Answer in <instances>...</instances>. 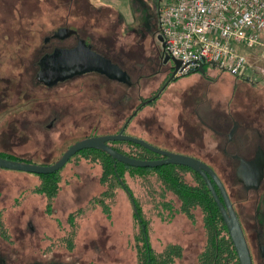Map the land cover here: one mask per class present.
Wrapping results in <instances>:
<instances>
[{
    "label": "rangeland",
    "instance_id": "rangeland-1",
    "mask_svg": "<svg viewBox=\"0 0 264 264\" xmlns=\"http://www.w3.org/2000/svg\"><path fill=\"white\" fill-rule=\"evenodd\" d=\"M129 3L120 11L100 0H0V153L52 165L79 141L116 134L135 114L126 134L176 154L192 147L190 153L222 175L233 204L246 208L242 220L254 264H264L256 243L259 232L264 245V187L240 199L234 180L237 162L229 156H248L263 133L248 123L242 134L234 136L232 128L227 139L231 115L241 114L235 116L238 125H264V47L246 52L248 64L241 77L207 67L206 77L185 76L136 111L165 81L164 73L157 74L162 67L157 59L162 49L159 30L152 35L159 27L163 0ZM61 27L79 30L94 52L125 70L134 85L108 83L98 76L78 78L52 91L35 85L44 39ZM216 122L222 129H215ZM115 146L123 151L130 147ZM184 174L192 183L191 172ZM101 176L100 166L74 156L58 171L60 190L49 201L37 192L42 185L37 175L0 169V259L10 264H139L144 237L133 203L119 187L101 201L107 191ZM125 179L141 207L154 252L177 239L184 253L176 263L196 264L204 244L201 227L195 228L183 214L164 210L162 202L168 199L155 177L127 172ZM102 204L109 205L107 214ZM70 215H75L72 224Z\"/></svg>",
    "mask_w": 264,
    "mask_h": 264
},
{
    "label": "water",
    "instance_id": "water-1",
    "mask_svg": "<svg viewBox=\"0 0 264 264\" xmlns=\"http://www.w3.org/2000/svg\"><path fill=\"white\" fill-rule=\"evenodd\" d=\"M74 33L75 32L73 30L63 28L56 33L55 37L64 39L70 37ZM158 40L161 42L162 47L165 48L163 37L158 36ZM163 62L165 64L173 62L174 68L176 70L181 65L180 62L173 61L169 55L164 56ZM47 66L53 68V70H49L53 71L52 73L46 74H51L52 76H54V81L68 80L75 76H84V74L89 72H97L101 75L106 76V78H111V80H115L128 85H131L132 83L131 78L125 71H123L118 65L113 64L108 59L94 52L91 47L85 44L83 39L79 41L77 48L73 50L56 51ZM205 72L206 71L204 68H200L198 74L204 75ZM43 76L44 72H41L39 78L41 79L43 78ZM145 104L146 103H144V105ZM116 141L125 143L129 142L138 145L148 150L152 154L163 157V159L143 160L126 156L125 154L120 153L107 144ZM84 150H99L105 152L110 155V157H112L116 163H122L133 168L156 169L163 166L167 167L169 165H176L179 167L181 166L189 168L200 174L205 180L210 190L209 192H211L216 205L220 210L222 218L224 219L225 225L228 229L227 231L229 232V235L233 242L232 244H234V247L236 249L240 264H253L251 249L246 239L242 224L239 218H237V213L235 211L234 205H232L233 203L230 199L226 187L212 168L206 166V164L196 158L174 154L172 152L162 150L153 146V144H149L144 139L126 135L124 134V131H122L117 135L96 136L79 141L73 144L64 153V155L59 158V161L52 165H37L22 161H12L0 157V169L33 175H52L62 170L68 164V162L72 158H74V156ZM240 165L241 166L237 171V178L239 182L244 184L246 189H258L263 179L262 176L264 175L263 151L259 150L258 156L255 161L246 162L242 160V164ZM216 188L218 189V191ZM261 253L264 257V247L261 249ZM0 264L6 263L5 261H0Z\"/></svg>",
    "mask_w": 264,
    "mask_h": 264
},
{
    "label": "trees",
    "instance_id": "trees-1",
    "mask_svg": "<svg viewBox=\"0 0 264 264\" xmlns=\"http://www.w3.org/2000/svg\"><path fill=\"white\" fill-rule=\"evenodd\" d=\"M159 30V31H158ZM160 34V28L155 29V33ZM163 51V49H162ZM161 51V52H162ZM163 53L161 54V56ZM164 57L161 58V65H163ZM173 69H175L173 67ZM207 73V71L205 72ZM201 76L206 77L205 74ZM195 74V73H193ZM133 82V81H132ZM124 86V84H122ZM134 85L132 83L131 87ZM128 86V85H125ZM129 87V86H128ZM151 102L150 104H152ZM148 104V105H150ZM142 107H138L137 110H141ZM136 110V111H137ZM135 111V112H136ZM129 119V118H128ZM130 126V125H129ZM129 128V127H128ZM117 134V133H116ZM123 143L129 145L128 151H123L115 144ZM115 150L124 153L126 156L149 160L154 159L153 154L148 150L128 142H110L109 143ZM82 156V158L87 159V161L93 162L100 166L102 170L101 183L107 187V191L103 193L101 201L111 198L112 193L116 187L122 188L127 192V196L133 203L135 209V215L137 221L140 223L141 232L144 237V244L141 248L140 263L139 264H176V260L183 258V254L179 248L178 252L175 253L172 248L165 250L164 253L159 254L152 250L149 245V239L146 240L145 236H148V225L141 217V207L137 203V199L133 195V191L127 184L125 179V174H129L133 177L150 175L155 181L162 187V195L164 198L168 199V202H162V207L165 211L172 214H183L185 215L195 228L201 227V232L204 237L203 248L198 255L196 264H240L239 258L237 257V252L232 244L231 237L227 231L224 219L220 213L216 202L207 189L204 181H202L197 173H191L192 183L187 181L185 177V172L189 171V168L179 167L176 165H169L164 167H159L156 169L150 168H133L122 163H116L115 160L110 157L105 152L99 150H84L76 155V157ZM0 157L12 161H22L30 163L29 161L20 160L8 155L0 153ZM71 161V160H70ZM27 174V173H26ZM42 181V185L37 190L40 194L45 196V199L49 201L52 200L59 193V186L57 181V173L52 175H37ZM174 196V197H173ZM176 198V199H175ZM177 200V201H176ZM103 210L107 214L109 212V205L102 204ZM2 222L0 219V230L2 229Z\"/></svg>",
    "mask_w": 264,
    "mask_h": 264
},
{
    "label": "built area",
    "instance_id": "built-area-1",
    "mask_svg": "<svg viewBox=\"0 0 264 264\" xmlns=\"http://www.w3.org/2000/svg\"><path fill=\"white\" fill-rule=\"evenodd\" d=\"M158 10L163 56L181 63L176 77L207 67L241 77L246 52L264 47V0H163Z\"/></svg>",
    "mask_w": 264,
    "mask_h": 264
},
{
    "label": "flooded vegetation",
    "instance_id": "flooded-vegetation-1",
    "mask_svg": "<svg viewBox=\"0 0 264 264\" xmlns=\"http://www.w3.org/2000/svg\"><path fill=\"white\" fill-rule=\"evenodd\" d=\"M63 28H66V29H70V30H73L75 33L74 34H72L70 37H68V38H64V39H61V38H57V37H55V35H56V33L60 30V29H63ZM155 31V30H154ZM156 33L154 32L152 35H155ZM152 35H150V37L152 36ZM147 35H145L144 36V39H146L147 37H146ZM153 37V36H152ZM85 37L84 36H82V35H80V33H79V30H77V29H71V28H68V27H61V28H59L57 31H55L53 34H51L50 36H48V37H46L45 39H44V43H45V48H44V50H43V53H42V55L40 56V58H39V60H38V62H37V65H36V67H37V73H36V79H35V81H34V83H35V85H37V86H40V87H43V88H45V89H47V90H50V91H52V90H54V89H56V88H58V89H62L63 87H64V85H66L68 82H70V81H73V80H75V79H78V78H84V77H86V76H98L100 79H106L107 81H108V83L111 81L112 83H118V84H124V83H121V82H118V81H115V80H111V78L109 79V78H106V76H104V75H101L100 73H97V72H89V73H86V74H84V76L83 75H80V76H75V77H73V78H71V79H68V80H59V81H54L53 79L55 78L54 76H52L51 74H46V73H52L53 71H49V70H53V68L52 67H49V66H47L49 63H50V60L53 58V55L56 53V51H61V50H73V49H75V48H77V46H78V44H79V41L80 40H82L83 39V41L85 42V44L87 45V46H89V47H91L92 48V50H93V45L91 44V42H89V41H87L86 39H84ZM161 43V42H160ZM140 46V45H139ZM161 46H162V44H161ZM163 48V47H162ZM94 51V50H93ZM161 51H162V49H161ZM97 53V52H96ZM116 53H118V52H116ZM161 54L163 53L164 54V52L162 51V52H160ZM161 54H160V57L159 58H157L158 60H159V62L161 61V58H162V56H161ZM48 57V58H47ZM117 57V56H116ZM164 57V56H163ZM114 58H115V56H114ZM116 59V58H115ZM45 60V61H44ZM117 60V59H116ZM43 62V63H42ZM112 62V61H111ZM113 63V62H112ZM46 64V65H45ZM160 65V64H159ZM159 65H157V67H159ZM162 67H161V69L160 68H158V71H157V74H163L164 73V75H165V81L162 83V85H161V87L159 88V90L157 91V93L155 94V95H153L152 97H151V99L149 98V99H142V101L140 102L141 103V105H140V107H142V108H144V107H146L148 104H150L151 102H154V101H156V100H158L163 94H164V92L166 91V88L167 87H169L171 84H173V83H176V82H178V81H180L182 78H184V77H176V76H174L173 74H175V70L173 69V67H174V65L171 63V62H169V63H167V64H165L164 62H163V65H161ZM123 71H125V70H123ZM41 72H44V76H43V78H39V75H40V73ZM127 73V72H126ZM128 74V73H127ZM196 74H198V73H196ZM190 75V74H189ZM201 75V74H200ZM173 76H174V78H173ZM131 78V77H130ZM132 82V81H131ZM124 85H128V84H124ZM131 85H132V83H131ZM131 85H128L129 87L131 86ZM64 89V88H63ZM144 103H146L145 105H144ZM138 111V110H137ZM138 113V112H137ZM136 113V114H137ZM135 114H132V115H130V117H129V119L126 121V123L124 124V126L120 129V131L119 132H117V134H119V133H121L122 131H124V134H126V129L129 127V125H130V123H131V121H132V119L135 117L134 116ZM239 119L240 117H241V114L240 113H238V114H236V115H231V122H230V129H229V131L227 132V139L229 138V133H230V130H232V128L234 129L235 128V134H233L234 136L236 135V133H239V134H242L243 132H242V130L240 131V129L241 128H243V127H248V123L249 124H251V125H253V126H250V127H259L260 128V131H261V133H263V138H262V140L257 144V146L252 150V153H250L248 156H246V157H240V158H236V157H234L235 155H229L230 157H231V159H233V160H235L236 162H237V164H235V166H234V169H235V181H236V183L238 184V186H239V188L238 189H240V190H237L238 191V197H240V199H243L244 198V196H246L247 195V193H250V192H255V193H257V192H260L261 191V189L264 187V175L262 176L263 177V179H262V181H261V183H260V187L258 188V189H246V187H245V185L244 184H242L241 182H239V180H238V178H237V171H238V169H239V167L241 166L240 164H242V160H244V161H246V162H253V161H255L256 160V158H257V156H258V153H259V150H261V151H263V154H264V125H261V124H257V125H254L255 124V122H253V121H250V122H246V125H238V120L236 119V117ZM216 125L219 127V128H215V129H222L221 128V124H219V123H217L216 122ZM229 125H227L228 127H229ZM224 128H226V126L224 125ZM117 134H114V135H117ZM126 135H128V134H126ZM219 136L221 135V132L219 131V134H218ZM129 136H131V135H129ZM234 136H232V138L234 137ZM133 137H135V136H133ZM138 138V137H137ZM87 139V138H86ZM141 139V138H140ZM146 141V140H145ZM231 141H233V139H231V140H229V142L226 144V145H230V143H231ZM129 143V142H128ZM108 145H110L109 143H107ZM111 146V145H110ZM227 146V147H228ZM112 147V146H111ZM185 148H187V149H184L185 151V154H180V153H178V154H180V155H184V156H189V157H193V158H196V159H198V160H200L201 162H203L204 164H206V166H209L210 168H212L213 170H214V172L218 175V177H219V179L223 182V184H224V186L226 187V189H227V192H228V194H229V196H230V199H231V201H232V194L229 192V190H228V186L226 185L227 183H226V181H225V179H223L222 178V175L221 174H219V172H216V170L214 169V167L213 166H211L212 164L209 162V161H207L206 159H204V158H201L198 154H193V153H190V148L192 149V151H193V149L194 148H192V147H189V146H186ZM225 147H224V151H222V152H225L226 154H227V156H228V152H226L227 151V149H226V151H225ZM162 150H164V149H162ZM166 151H168V152H172V151H170V150H166ZM121 153V152H120ZM172 153H174V152H172ZM122 154H124V153H122ZM174 154H176V153H174ZM154 156H153V158L154 159H149V160H161V159H163V157H161V156H159V155H155V154H153ZM226 156V155H225ZM164 167V166H163ZM231 169V168H230ZM226 170V169H225ZM189 171H191V173L193 174V173H197V172H195V171H193V170H191V169H189ZM263 172H264V170H263ZM58 173V172H57ZM197 175L199 176V178L202 180V181H204V183H205V185H206V187H207V189L209 190V188H208V186H207V184H206V182H205V180L202 178V176L200 175V174H198L197 173ZM215 185V184H214ZM216 187V186H215ZM217 189V188H216ZM210 191V190H209ZM208 191V192H209ZM217 191H218V189H217ZM211 193V192H210ZM212 195V194H211ZM50 203V202H49ZM233 203V202H232ZM232 205H234V208H235V211H236V213H237V218H239V220H240V222H241V224H242V227H243V230H244V233H245V236H246V239H247V241H248V237H247V232H248V228H245V226L243 225V217H244V212L243 211H245V209L246 208H244V207H236L235 206V204H232ZM218 207V206H217ZM75 218V215H70L69 216V222H70V224H72L73 222H74V219ZM261 233H259V232H257V239H259V241L257 240V247H258V250L261 252V249L264 247V245H263V243H261V241H260V239H261ZM145 239L146 240H148V236H145ZM176 241H177V239H176ZM176 241H170V243L168 244V246H166V248L165 249H163L159 254H162V253H164L165 252V250H167V249H170V248H172L173 250H174V252L175 253H177L178 252V250H179V248H180V250H181V252H182V254L184 253V247H182L179 243H178V241L176 242ZM248 244H249V247H250V243H249V241H248ZM149 245H150V243H149ZM250 249H251V247H250ZM153 250V249H152ZM142 251V250H141ZM154 251V250H153ZM143 252V251H142ZM251 253H252V249H251ZM253 253H252V258H253V264H254V257H253ZM0 261H5V263L6 264H10L7 260H5V259H0ZM36 264H38V263H36ZM59 264H64V263H59ZM65 264H67V263H65ZM177 264V263H176Z\"/></svg>",
    "mask_w": 264,
    "mask_h": 264
},
{
    "label": "crops",
    "instance_id": "crops-1",
    "mask_svg": "<svg viewBox=\"0 0 264 264\" xmlns=\"http://www.w3.org/2000/svg\"><path fill=\"white\" fill-rule=\"evenodd\" d=\"M105 4L114 6L118 9H124V8H128V6H130L131 4L129 3L130 0H100Z\"/></svg>",
    "mask_w": 264,
    "mask_h": 264
}]
</instances>
